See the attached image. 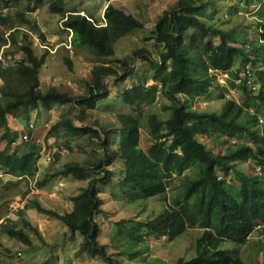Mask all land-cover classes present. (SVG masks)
<instances>
[{"label":"trees","instance_id":"1","mask_svg":"<svg viewBox=\"0 0 264 264\" xmlns=\"http://www.w3.org/2000/svg\"><path fill=\"white\" fill-rule=\"evenodd\" d=\"M45 1L8 0L9 3L25 2L28 5V10L15 15L0 8V48L3 47L0 55V142L6 141L0 148V173L17 178L30 177L36 173L39 161L47 158L43 153L46 150L41 146L30 145L24 151L22 146H14L18 131L13 128L11 119L17 109L28 111L39 104L51 107L71 103L77 111L75 115L58 120L52 125L50 134L57 138L62 132L87 137L89 144L102 150L101 157L94 161L87 159L83 164L66 163L50 174L89 180L87 187L71 197L74 203L71 211L62 214L37 201L29 204L31 209L59 219L74 235L79 232L82 235L81 252L99 256L107 264H122L107 244L100 241L101 229L96 219L102 212V198L97 187L109 184L115 176L108 166L121 162L123 174L119 182L148 198L165 194L172 178L182 177L193 167L196 174L183 182L180 201L164 204L158 217L122 219L120 223L131 222L135 233L136 230L142 232L137 235L142 242L149 235L172 241L189 233L190 228H198L194 250L190 255L178 256L176 264H246L240 256L234 257L220 247L225 241L240 245L249 242L256 223L264 224V148L258 142L264 140V0H255L260 4L255 18L260 37L255 42L261 41V44L252 42L249 50L234 40L231 30L207 24V20L198 14L211 1L180 0L171 11L159 17L152 31L159 47L157 58L145 46L124 57H116L114 45L119 39L137 29L145 31L147 27L142 19L115 3H109L105 9L104 24L96 22L89 14H82L79 8H67L66 0H51L48 9L50 13L60 15L63 26L71 32V46L87 48L98 58H114L112 63L101 62L94 67L87 93L77 96L60 86L41 87L40 70L46 55L37 54L32 36L39 35L44 42L45 34L30 17V9L43 6ZM17 30L23 31L19 39ZM213 36L218 39L212 40ZM8 44L16 45V54L7 52ZM44 49L48 53L49 49ZM240 56L241 66L250 61L258 75L262 85L257 93H250L246 84L235 81L241 68L236 66ZM134 58L149 63L153 80H160L162 91L170 101L167 106L169 116L157 121L155 141L146 149L140 144V118L132 111L118 115V127L108 128L99 120L81 126L74 123L75 118L85 122L88 110L96 109L98 102L103 103L110 97L112 92L107 78L113 77L115 84L120 86L128 78L139 77ZM65 62L72 67L69 56ZM218 71H230L227 85L219 83ZM147 80L144 78L138 84L133 82L121 89V100L134 112H141L143 103L156 102L158 86L156 82L147 86ZM230 89L241 91L240 102L238 98L226 97L225 93ZM218 92L224 101L219 111L194 107L199 99H207ZM205 133L218 139L233 138L236 143L219 157L201 141L200 136ZM32 134L33 130L30 140ZM252 137H257L255 144L249 142L248 138ZM238 160L260 163L262 172L245 173L238 168ZM230 171L234 174L231 178L241 183V199L228 178ZM21 216V228L5 225V231L9 237L31 244L27 228L38 230L25 214ZM261 229L264 235V227Z\"/></svg>","mask_w":264,"mask_h":264},{"label":"rangeland","instance_id":"2","mask_svg":"<svg viewBox=\"0 0 264 264\" xmlns=\"http://www.w3.org/2000/svg\"><path fill=\"white\" fill-rule=\"evenodd\" d=\"M50 1H45L41 7L30 9V17L33 18L39 30L45 34L44 42L39 35L34 34L32 36L37 54L39 56L46 55L40 70L41 87L46 89L56 85L71 91L76 96L86 94L88 91L87 84L93 80L94 67L101 62L112 63L114 58H98L87 48L71 46V32L63 26L60 15L50 13L48 9ZM179 1L66 0V7L82 9L84 10L82 14H89L95 18L96 22L104 24H106L104 11L110 2L115 3L126 12L133 13L146 23L147 28L145 31L137 29L119 39L114 45L116 57H124L145 46L152 56L157 58L159 47L155 44L152 31L159 17L164 12L171 11ZM201 1H211L212 3L198 14L207 20V24H215L221 29L231 30L234 40H237L239 45L245 48V44H251L260 37V27L254 18L258 16L260 4H256L255 0ZM27 6L25 2L9 3L8 0H0V8L11 15H15L21 10H28ZM17 32L19 39V35L23 31L17 30ZM211 39L217 40L218 38L213 36ZM255 43L258 45L261 44V41ZM8 46L9 44L6 45V47ZM44 48L49 49L48 53ZM6 50L16 54L17 47L12 44ZM2 54L3 47L0 48V55ZM66 56L70 57L72 67L66 64ZM133 62L139 77H136L135 80L128 78L120 86L115 84L113 77L107 78L109 79L108 87L112 92L110 97L103 103L98 102L96 109L88 110L89 116L85 122L75 118L74 123L81 126L84 123L88 124L99 120L108 128L114 127V125L118 127V115L132 111L140 118V144L142 148L146 149L155 141L154 131L157 121L169 116L170 111L167 106L170 101L162 91L160 80H153V71L150 70L149 63L140 61L138 58H134ZM241 62L242 56L237 58L236 66L241 67ZM5 64L9 65V62L5 61ZM144 78H148L145 83L147 86L156 82L155 85L158 86L156 102L153 104L143 103L141 112H134L130 106L121 100L120 92L123 87L130 86L133 82L138 84ZM227 93L225 94L227 95ZM238 93L237 98L240 102L242 93L241 91ZM219 95L220 92L212 94L207 99H199L194 107L201 110L219 111L224 104ZM76 112L71 103L51 107L39 104L38 107L30 108L28 111L19 108L12 116L14 117L11 119L14 124L12 126L18 131L14 146H22L23 151L30 145L41 146L43 150H46L43 153L48 155L45 160L39 161V167L33 176L7 179L9 177L2 175V178L7 179L6 185L0 179V264H41L46 261L47 264H107V261L99 256L92 257L86 251H80L82 235L79 232L74 235L69 227L59 219L40 212L38 209L29 210V204L37 201L44 207L59 213L69 212L74 207L71 197L78 194L89 183L88 179L78 180L74 177L50 175L60 170L66 163L78 162L83 164L87 159L94 161L101 157L102 150L96 145L89 144L87 137L65 135L62 132L57 138L50 134L52 125L66 116L75 115ZM29 123L34 124L35 129H30ZM32 130L31 140L29 138L24 141V134L30 135ZM200 139L219 157L223 156L232 144L231 139L214 138L209 133L202 134ZM248 139L250 143L255 144L257 137ZM258 142L264 148V140ZM5 144L6 141H1L0 148H3ZM237 164L238 168L245 173L259 174L262 172L259 169L262 168L260 163L257 165L250 160H238ZM108 168L115 172V176L109 184H99L97 187L102 198V212L96 216V219L101 229L100 241L107 244L109 251L122 264H160L162 262L176 264L178 256L190 255L191 251L194 250L198 228H190L189 233L172 241L149 235L146 236V241L142 242L137 238L138 234H142L141 231L136 230L135 233L131 222H120L122 219L127 220L129 218L138 220L140 218L158 217L163 212L164 204H175V201L181 200L183 182L196 174L195 169L190 167L182 177L172 178L165 194L148 198L131 187H124L119 182V178L123 174L121 162L116 165H109ZM232 176L234 174L230 171L228 178L233 185L235 194L241 199V183L238 179L231 178ZM22 214H25L29 222L38 230L33 231L31 228H27L31 244L9 237L4 228L5 225L21 228ZM256 225V230L250 234L249 242L240 245L234 241H225L220 249L228 251L234 257L240 256L246 264H264V235L261 233L263 226L260 221Z\"/></svg>","mask_w":264,"mask_h":264},{"label":"built area","instance_id":"3","mask_svg":"<svg viewBox=\"0 0 264 264\" xmlns=\"http://www.w3.org/2000/svg\"><path fill=\"white\" fill-rule=\"evenodd\" d=\"M250 46L251 44H245L247 50L250 49ZM251 56L252 55H249V57ZM254 71L255 70L252 68L250 61H248L243 66H241L239 76L237 77V80H235L239 84H246L248 86V90L251 91V93L253 92L256 93L260 89V80L254 74ZM229 78H230V71L217 72V79L220 83L227 85ZM238 94H239L238 91L230 89V92L227 93L226 97L230 99L232 97L237 98ZM28 127L30 129H35L36 126H34V124L32 123H29ZM29 138L30 136L28 134H24L23 136L24 141L28 140ZM0 176H2V173H0Z\"/></svg>","mask_w":264,"mask_h":264},{"label":"crops","instance_id":"4","mask_svg":"<svg viewBox=\"0 0 264 264\" xmlns=\"http://www.w3.org/2000/svg\"><path fill=\"white\" fill-rule=\"evenodd\" d=\"M111 3V2H110ZM106 9V8H105ZM80 10H82V9H80ZM82 11H84V10H82ZM105 12V11H104ZM254 18H256V17H254ZM16 117H17V115H16ZM2 175H5V174H2ZM7 177H9V178H7V179H13V178H17V177H14V176H10V175H6ZM24 178V177H23ZM0 179H2L3 180V184L4 185H6V183H7V179H4V178H2V176H0ZM21 179V178H20ZM6 181V182H5ZM31 208L29 207V210H30ZM32 210V209H31ZM31 223V222H30Z\"/></svg>","mask_w":264,"mask_h":264},{"label":"clouds","instance_id":"5","mask_svg":"<svg viewBox=\"0 0 264 264\" xmlns=\"http://www.w3.org/2000/svg\"><path fill=\"white\" fill-rule=\"evenodd\" d=\"M255 75L258 77V75L255 73ZM259 79V78H258ZM262 84H261V82H260V86H261ZM251 93V92H250ZM253 93H255V92H253ZM257 93V92H256ZM242 96H243V94L241 95V99H242ZM263 121V120H262ZM231 141H232V144H235L236 143V140L235 139H231ZM16 143V142H15ZM259 169H261V168H259ZM262 226L264 227V224H262Z\"/></svg>","mask_w":264,"mask_h":264}]
</instances>
